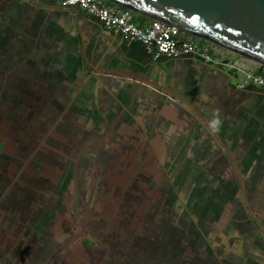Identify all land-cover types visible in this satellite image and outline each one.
<instances>
[{
  "label": "crops",
  "instance_id": "0c3cea01",
  "mask_svg": "<svg viewBox=\"0 0 264 264\" xmlns=\"http://www.w3.org/2000/svg\"><path fill=\"white\" fill-rule=\"evenodd\" d=\"M134 19L143 26L153 20L135 12ZM212 45L225 59L242 57ZM241 80L192 57L155 60L140 42L58 0H0L3 103L34 106L30 115L0 109L8 123L0 124V154L15 161L10 136H25L29 122L44 114L59 122L56 145L69 141L80 152L78 165L64 162L65 180L77 169L85 186L93 164L108 185L120 167L139 168L123 182L156 201L158 236L167 238L150 244L148 258L156 263L264 264V89H241ZM100 138L101 147L91 149ZM7 171L0 160V175ZM67 234L62 230L59 239Z\"/></svg>",
  "mask_w": 264,
  "mask_h": 264
},
{
  "label": "flooded vegetation",
  "instance_id": "af4514ba",
  "mask_svg": "<svg viewBox=\"0 0 264 264\" xmlns=\"http://www.w3.org/2000/svg\"><path fill=\"white\" fill-rule=\"evenodd\" d=\"M3 91L0 88L1 110L6 108L10 114L25 109L30 115L33 104L12 100L4 105L7 98ZM43 116L29 122L25 136H10V147L14 143L19 151L9 154L15 161L6 162L7 156L0 154V160L9 167L4 173L8 183L0 191V264H75L74 260L83 264H160L148 258L153 253L150 244H166L167 239L158 236L156 201L152 194L144 200L138 186L130 189L123 182L124 174L133 177L139 168L130 171L120 167L108 185L93 164L87 170L85 186H80L77 169L72 170L70 180H65L68 171L64 162L78 165L80 152L69 141L65 145L62 142L65 147L56 145L62 139L59 122L45 121ZM102 143L103 138L95 140L91 149H99ZM86 149L88 152L90 148ZM72 151L75 157L71 160ZM53 161L59 163L53 165ZM62 179L67 185L60 183ZM47 220L51 227L45 235ZM62 230L68 234L60 240ZM146 230L149 233L144 236L142 231ZM88 248L96 253L90 256Z\"/></svg>",
  "mask_w": 264,
  "mask_h": 264
},
{
  "label": "water",
  "instance_id": "95a60500",
  "mask_svg": "<svg viewBox=\"0 0 264 264\" xmlns=\"http://www.w3.org/2000/svg\"><path fill=\"white\" fill-rule=\"evenodd\" d=\"M248 58L264 68V0H107Z\"/></svg>",
  "mask_w": 264,
  "mask_h": 264
},
{
  "label": "built area",
  "instance_id": "2783aa9c",
  "mask_svg": "<svg viewBox=\"0 0 264 264\" xmlns=\"http://www.w3.org/2000/svg\"><path fill=\"white\" fill-rule=\"evenodd\" d=\"M65 8L77 7L95 18L102 25L126 39L140 42L146 53L155 60L162 58L183 59L192 57L208 66H222L242 75L238 86L244 89L254 85L264 89V75L257 71L256 62L240 57L225 59L212 44L201 41L176 25L153 19L147 25L135 22L134 12L107 0H58Z\"/></svg>",
  "mask_w": 264,
  "mask_h": 264
}]
</instances>
